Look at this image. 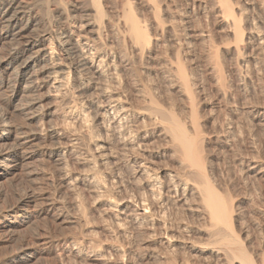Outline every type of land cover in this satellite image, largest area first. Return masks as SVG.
I'll list each match as a JSON object with an SVG mask.
<instances>
[{
  "label": "bare ground",
  "instance_id": "6f19581e",
  "mask_svg": "<svg viewBox=\"0 0 264 264\" xmlns=\"http://www.w3.org/2000/svg\"><path fill=\"white\" fill-rule=\"evenodd\" d=\"M171 1L0 0V127H4L0 131V139L6 140L12 136L13 132L20 129L15 125V121L12 123L14 114L9 111V107L12 105L30 122L38 123L37 128L32 129L33 132L27 137L30 140L40 138L43 142L48 143L51 157L58 160L62 166L61 172L66 183L71 185L74 181L80 185H88L93 193L96 192L99 195L96 202L99 201L104 205V213H110L114 217L117 241L119 236L120 239L122 237V241H120L123 242V240L125 241L123 237H129L136 230L146 229L153 235L162 234V237L165 236V242L168 245L172 244L171 235L169 236V230L174 223L172 222V208L180 203L189 202L190 195H195L201 203L202 212L210 222V232L222 235L220 239L215 238L216 234V236L213 235L216 239L214 241L226 244L224 246H237L228 250L229 253H224L227 257L226 260L238 258L239 264H257L249 251L241 245L239 233L235 232L234 211L233 204H231L233 201L230 200V202L227 196L222 194V190L221 193L217 189L219 186L216 187L210 172L208 173L204 152L207 138L205 132L203 133L200 128L201 120L197 106L200 95H198L199 99L198 96L196 99L199 89V87L196 88L197 75L195 76V72L197 71L195 70L197 68L194 69V66L190 65L191 62L188 63L194 53L192 54L190 49V40L185 41L182 37L188 38L189 31L187 30L186 33V30H182L186 34L181 33L177 23L179 20L173 21L175 20L174 15L172 16V13L169 12L172 7ZM202 2L204 0L200 1L199 5ZM205 3L207 2L205 1ZM212 4L223 15V22L226 23L232 34L230 35L233 41L223 48L233 56V61L236 63L234 70L238 74L239 81L248 86L253 82V78L250 72L251 66L241 50V44L245 37L241 23L243 16L238 17V11L231 0H212ZM148 11L149 14H147ZM180 22L184 23L183 19L180 18ZM258 26L253 28L252 37L260 47L258 50H261V58L264 62V36ZM210 36L211 34L207 37ZM231 37L229 36L230 40ZM212 38L210 37V39ZM210 41L211 47L209 50L206 49L208 51L206 59L209 65V70H207L213 74L218 89L226 96L229 88L225 89L227 73L224 74L221 47L212 44V40ZM169 45L172 46L175 54L174 56L167 54L163 57L165 66L163 65L164 68H162L159 78L161 81H169L173 85L175 93L177 91L182 96L180 100L179 96L177 97L174 91L167 86L165 88L153 83V73L157 69L152 61L159 47L169 50L167 49L170 47ZM201 51L203 50L201 49ZM196 55L195 53L194 56ZM257 67L254 66V68ZM239 81L236 80L234 83H239ZM227 86L229 85L227 84ZM3 89L10 91L8 96L4 95ZM249 89L251 88L249 87ZM21 92L24 93V96ZM20 93L24 97L23 102L17 99ZM184 97L186 101H184ZM47 98L52 100L53 106L45 110L46 112H41L42 102ZM17 100L22 103L20 104ZM179 101L181 102L179 103ZM9 113L13 114L12 120ZM50 114L55 115L57 121L47 124L45 116ZM225 128L229 134V130L232 128L231 123H228ZM23 130L21 132L27 133L26 130H24L25 132ZM155 133H159L165 138L164 140L167 142L165 145L179 163V171H161L156 164L154 159L156 152L154 154L150 149ZM17 135L15 136L17 137ZM232 135L234 136V134ZM21 144L22 142L17 141L10 146L8 156L0 161V165L15 168L22 159L19 147ZM117 150L121 152L120 155ZM119 160L124 162V165L127 164L133 168L134 180L131 185L136 190L135 194L121 199L115 198L116 196L112 193L113 185H118L120 188L122 183L120 172L116 169L118 166L109 167L112 161L115 164ZM74 165L87 166L89 168L87 176L83 178L80 174H76L72 168ZM210 171L212 172V170ZM6 173H0V176L8 175ZM114 192L116 191L114 190ZM101 204L100 206H102ZM86 205L83 199H79L76 203L78 210L76 218L84 223H87L89 218ZM93 206L96 205L93 204ZM17 215L19 214H12L11 217ZM1 217L0 223L10 219L8 215L3 219ZM153 237L150 238L153 239ZM121 245L113 246L112 249L99 246L98 255L101 259L106 260L108 258L106 252L111 254L113 251V254L116 253L122 262H126L131 251L128 253L124 244L122 246L125 248ZM67 247L64 246V249ZM79 247L80 244L75 247L76 250H80ZM8 254L10 255V253ZM115 258L117 259V257ZM224 258L223 260H225ZM230 260L226 261L227 264L230 262L235 264ZM12 261L13 257H9L3 262L0 253V264H10ZM263 261L262 263H264Z\"/></svg>",
  "mask_w": 264,
  "mask_h": 264
},
{
  "label": "rangeland",
  "instance_id": "374dc122",
  "mask_svg": "<svg viewBox=\"0 0 264 264\" xmlns=\"http://www.w3.org/2000/svg\"><path fill=\"white\" fill-rule=\"evenodd\" d=\"M191 1L193 4H191ZM200 1L203 0H172V7L171 11L169 9V12L172 13V16L174 15L175 20L173 21L179 20L177 23L179 25V29H181V33L186 34L187 30L189 31L187 33L189 34L187 35L188 38L185 36L182 37H184L185 41L190 40V49L192 50V54L194 53L192 55L193 58L191 57L188 63L193 62L192 64L190 63V65L194 66V69L197 68L195 70L197 71L195 72V76L197 75L196 88L199 87V89L196 93V99L197 96L200 95V101L197 100V106L201 120L200 128L203 130V133L205 132V136L207 138V142H205L204 145V152L207 160L206 163L208 165V173L210 172V176L216 187L219 186L217 189L220 192L222 190L223 193H221L225 194L229 201H233H230L231 204H233L232 207L234 211L233 226L235 228V232L239 233L241 245L249 251L257 264H264L262 263V260H264V62L261 58V50H258L259 46H257L258 44H256V40L252 37V32L254 31L253 28L257 25H259L258 28L261 29L264 36V0H231L236 8V11H238V17L243 16L242 18L239 17L242 20L241 23L245 35L244 41L242 42L243 44H241V50L251 66L250 72L253 78V82H251L248 86H245L241 81H239L238 74L234 70L236 63L233 61V56L224 49V46L232 42L233 39L231 37V32L228 30L229 28H227L228 26L223 22V15L214 8L212 0H204V2H202V4L207 7L202 4L199 5ZM205 1L207 3H205ZM180 13L182 14L180 15ZM147 14H149V11ZM179 17L183 19L184 23L180 22ZM182 30H186V33ZM208 33L211 34V38L212 35L215 37L213 36V38L210 39V37H207L209 35ZM229 36L231 37V40ZM209 39L212 41L214 40L212 44L214 43L215 45L221 47L220 52L225 72L224 74L227 73L225 75V89L229 88L227 89L226 96H224L218 89V84L214 80L215 77L213 79V74L210 71L208 72L209 65L206 59L208 51H206V49L209 50L211 47V41ZM169 46L170 47L167 48L169 50H166L165 47H159L157 50V54L159 53V55L156 54L152 61L154 67L157 69L156 72H158L153 73V83L155 85L159 84L165 88L167 86V88L174 91L173 85L170 84L169 81H161L159 78L161 77L160 74H162V68L165 66L163 57L167 56V54L170 56H174L175 54V51L172 50V46ZM201 49L203 51H201ZM163 50L166 55L163 54ZM195 53L197 54L196 56H194ZM196 62L198 66L196 65ZM230 63L232 67H230ZM254 66H258L259 68H254ZM231 79H234L233 83ZM236 80L239 81V83L237 82L238 84L236 82L234 83ZM227 84L229 86H227ZM249 87L251 89H249ZM7 91L9 90L7 89L6 91H3L5 93L3 94L6 96L10 93V91L8 93ZM21 93L24 96V93ZM20 94L17 96V99L23 102L22 99L24 97L22 94L20 96ZM178 94L179 92L176 91L175 95H177V97L179 96L178 99L180 100L182 96L181 94ZM184 101H186L185 97ZM18 102L20 104L22 103L20 101ZM180 102L181 101H179V103ZM42 105L40 107L41 112L51 108L53 106V102L51 99L47 98L42 102ZM9 111L14 114L9 113L10 119L12 120L14 118L12 123L15 121V125L19 126L21 130L18 129L17 132H13L12 136L6 140L0 139V161L4 160L8 156L10 146L14 145L17 141L22 142L19 146L22 159L17 163V167L15 166V168H8V165H0V173L7 172L6 174H8L0 176V216H2V219L5 218L6 215L10 216V219L0 223V253L3 262L9 257H13V261L10 264H227L229 262L230 259L226 260L227 257L225 254L229 253L228 250L232 247L235 248L237 246H224L226 244L219 241H217V243L215 242L216 239H220V236L222 235L221 233H215L218 236L217 237L215 234L210 232V222L207 216L202 212L201 203L195 195H190L189 200L191 202L180 203L172 208V222L174 223L172 224L173 229L171 227L169 230V236L171 235L170 239L172 240V244H169L170 246L165 242V236L162 237V234L159 233H156L158 236L156 234L153 235L148 233L146 229H143L142 231L136 230L129 237H123V239H125L123 242H121L122 237L120 239L119 236V240L117 241V233L114 231V217L110 213H104V205H102L99 201L96 202V198L99 199V195L96 192L93 193L92 189L88 185H80L74 181L71 185L66 183L64 181L63 173L61 172L62 166L58 160L51 157L48 143L43 142L40 138L30 140V138L27 137L37 128L36 125H38V123L35 122L34 124V122H30L24 115L25 119L22 116L23 113L15 110L14 105L9 107ZM56 121L57 117L53 114L45 116V122L47 124L53 122L55 123ZM227 122L231 123L232 126L229 130L230 135L225 128L228 126ZM3 129V126L0 127V131ZM23 129L26 130L27 133L21 132ZM221 129L226 131L223 132ZM17 134L20 136L18 137ZM232 134H234V136ZM15 135H17V137ZM164 139L165 138H163V136L159 133H155L153 135L151 143V147L153 149H150L154 154L156 152V155L154 156L156 164L160 167L161 171H179V163L165 145L167 142ZM117 153L118 155L121 154L120 151ZM113 162L114 161L109 164V167L114 168L118 166L116 169L120 172L122 181L120 188L118 185H113L112 193L116 196L114 197L121 199L127 197L128 195L135 194L136 190H134L135 188L131 185L134 180L133 168L131 166H127V164H125V166L123 164L124 162L120 160L115 164ZM84 166L85 165H74L72 168L76 174H80V176L84 178L89 172V168ZM210 170H212V172ZM72 185L76 189H74ZM114 190L116 192H114ZM77 195L78 198L76 199ZM93 196L95 197L94 199ZM79 199H83L85 205L87 202L86 207L89 209H87L89 217L87 223L80 222L76 218L78 215L76 203ZM93 204L96 206H93ZM100 204L103 207L100 206ZM12 214L19 215L11 217ZM114 233H116V235H114ZM139 233L141 234V237L143 235V238L140 237ZM150 237H153V239ZM66 242L68 244H65ZM76 243L80 244V250L77 249L78 251L75 248L78 246ZM121 244H124L126 248ZM63 245L68 247L64 249ZM120 245L121 247L127 249L128 253L131 251V254H129L130 256H128L130 260L128 259L126 262H122L119 256H116V253L113 254V251H111L113 257L110 252H106V255H108L106 260L101 259L98 255L97 251L99 246L101 248L112 249L113 246L119 247ZM91 246H94L95 248ZM211 250H215L216 252H212ZM7 253H10V255H7ZM167 253L168 255H166ZM66 254L69 256L67 257ZM115 257H117V259ZM223 258L225 260H223ZM232 259L230 261H234L235 264L240 263H238V261H240L238 258H234V260Z\"/></svg>",
  "mask_w": 264,
  "mask_h": 264
}]
</instances>
